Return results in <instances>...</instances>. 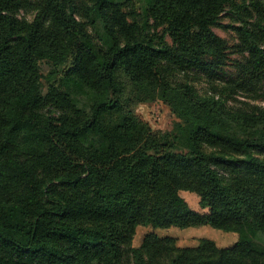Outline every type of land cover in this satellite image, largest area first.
<instances>
[{
  "label": "trees",
  "instance_id": "16d2710c",
  "mask_svg": "<svg viewBox=\"0 0 264 264\" xmlns=\"http://www.w3.org/2000/svg\"><path fill=\"white\" fill-rule=\"evenodd\" d=\"M226 7L243 59L215 84ZM241 91L264 99V0H0V264H264V106ZM154 100L168 131L135 113Z\"/></svg>",
  "mask_w": 264,
  "mask_h": 264
},
{
  "label": "rangeland",
  "instance_id": "374dc122",
  "mask_svg": "<svg viewBox=\"0 0 264 264\" xmlns=\"http://www.w3.org/2000/svg\"><path fill=\"white\" fill-rule=\"evenodd\" d=\"M239 1V0H238ZM228 7L224 10L222 13L218 24L212 26L213 31L223 38L226 42V45H228L226 58L223 64H221L219 67L214 69V75L213 79L215 84L220 83L223 79L226 77H229L231 75L236 74V67L234 65V61L236 59H243L242 55H239L238 53L232 51L231 45L236 43L237 37L233 29L231 28L230 24L237 23L234 22L232 16L228 13ZM19 16H26L28 18L32 15V10H19L18 12ZM232 16V17H231ZM43 70L46 71L47 65H42ZM189 77H191L192 82L196 86V88L200 92H206L211 89V85L214 83H211L209 81V78L202 72L198 70V75L190 74ZM230 103L234 105H238L241 107H249V106H264V99L255 96V94L250 92H238L236 93L232 99H230ZM135 113L143 122L147 123V125L151 128L152 131L155 132H163L168 131L172 128L174 123L177 121V118L174 116V114L171 112L169 106L165 104L161 100H154V101H145L135 106ZM189 204L191 205H197L196 200L192 198V196L187 195L186 196ZM145 228L141 229L138 228L137 235L142 236L145 232ZM182 231L177 230L176 233L179 236L178 243H194L196 241L197 236L200 234H213L215 232H209L208 230H199V229H193V230H185L181 229ZM163 232H159L160 234H173L174 233L170 230L164 231L159 230ZM184 231V232H183ZM217 231V230H216ZM220 233V232H219ZM217 234L215 235V239L220 244H229L230 240H227L226 235ZM255 239L264 245V231L259 232L256 234Z\"/></svg>",
  "mask_w": 264,
  "mask_h": 264
}]
</instances>
